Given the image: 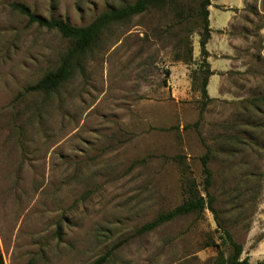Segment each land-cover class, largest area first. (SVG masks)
Segmentation results:
<instances>
[{
    "label": "rangeland",
    "instance_id": "1",
    "mask_svg": "<svg viewBox=\"0 0 264 264\" xmlns=\"http://www.w3.org/2000/svg\"><path fill=\"white\" fill-rule=\"evenodd\" d=\"M12 1L0 0L3 264H91L105 252V264H215L218 250L232 252L222 228L242 245L241 258L264 260V0H210L209 27L221 26L205 45L215 53L201 115L190 78L200 59V0L109 26L82 69L51 93L24 88L58 65L70 40L26 25ZM15 1L83 26L135 0ZM182 36L191 62L174 58ZM207 146L215 214L137 234L183 200L173 156H184L201 188Z\"/></svg>",
    "mask_w": 264,
    "mask_h": 264
},
{
    "label": "trees",
    "instance_id": "2",
    "mask_svg": "<svg viewBox=\"0 0 264 264\" xmlns=\"http://www.w3.org/2000/svg\"><path fill=\"white\" fill-rule=\"evenodd\" d=\"M173 0H135L132 3L122 5L120 7L111 8L99 13L87 25L77 26L72 25L68 21L53 17L44 16L31 10V8L20 1H12L9 3L11 9L17 11L26 18V25L35 24L37 28L49 31H55L61 37L70 40V46L60 57L59 63L53 69L47 70L34 84L24 88V92H39L51 93L70 79L74 73L82 69V62L85 55L90 51L92 46L99 39L101 34L109 26L124 22L131 17L144 13L149 10H161L166 6L172 5ZM210 0H200L196 16L198 17V25L200 28L199 38V52L200 59L195 69L192 70L190 78L192 89L199 93L200 115L204 111L206 105L212 100L207 93L208 78L213 74L207 62L208 52H206L205 45L210 37V27L208 22V6ZM191 15H189L190 17ZM184 19V16H183ZM180 21H186L187 19ZM181 22V23H182ZM178 41V49H182L180 54L175 53V60L183 62H191L192 48L189 44L187 36H182ZM20 95V94H19ZM198 126V121L194 123ZM173 160L182 167V174L184 175L182 181L183 200L173 208L161 212L152 220L143 223L137 230V234L149 232L159 225L169 222L178 216H185L188 214H195L196 217H201L204 210L207 209L215 214L212 202L214 197L210 193V186L212 185V172L208 165L210 160V148L207 146L206 151L199 157L202 168V186L199 188L195 179L187 174L188 170L184 164V156L175 155ZM142 159L140 161H144ZM221 243L229 244L232 247V252L224 256L221 250H218V255L215 264H264V260L256 263H251L247 257L241 258L242 245L233 241L231 234L225 228H222ZM111 252H105L96 258L91 264H105ZM0 264H3L0 255Z\"/></svg>",
    "mask_w": 264,
    "mask_h": 264
},
{
    "label": "crops",
    "instance_id": "3",
    "mask_svg": "<svg viewBox=\"0 0 264 264\" xmlns=\"http://www.w3.org/2000/svg\"><path fill=\"white\" fill-rule=\"evenodd\" d=\"M210 15H211V13H210ZM211 21V20H210ZM219 26H221V25H216V26H213V25H211V23H210V28H211V31H212V29H215V28H217V27H219ZM208 52H210V53H215L214 51H208ZM214 76V75H213ZM212 76V77H213ZM210 86V85H209Z\"/></svg>",
    "mask_w": 264,
    "mask_h": 264
}]
</instances>
